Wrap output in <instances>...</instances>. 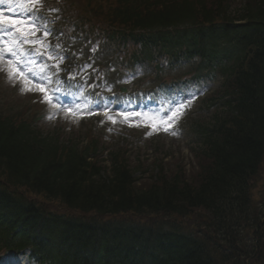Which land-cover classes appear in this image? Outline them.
<instances>
[{
  "label": "trees",
  "instance_id": "16d2710c",
  "mask_svg": "<svg viewBox=\"0 0 264 264\" xmlns=\"http://www.w3.org/2000/svg\"><path fill=\"white\" fill-rule=\"evenodd\" d=\"M121 1L130 9L118 15L131 31L187 24L184 33L191 40L199 27L210 26L212 53L201 51L208 60L217 57L216 44L228 51L235 44L230 30L244 40L243 60L227 69V79L206 101L208 108L222 109L213 113L212 126L197 148L192 179L185 180L180 166L168 172L161 162L143 168L121 149L104 164L97 139L86 138V147L78 149V142H62L56 134L38 138L25 123L0 116V170L10 169L18 178L14 186L42 200L29 209L17 205L4 210L0 242L16 249L29 245L35 254L63 245L60 255L72 251L71 264H140L155 258L156 251L160 257L163 248L166 264H174L168 258L175 264H264V209L252 206L249 195L264 158V0H244L237 10L233 0ZM136 1L142 5H132ZM236 20L249 22L232 27L223 22ZM209 65L201 63L198 70ZM65 212L110 222H85L67 218ZM195 212L201 227L191 240L173 241L157 231L165 219L174 227L173 222L189 220ZM121 215L131 221L113 222L111 217ZM245 223L257 230L251 247L243 236ZM216 236L223 240L219 253Z\"/></svg>",
  "mask_w": 264,
  "mask_h": 264
},
{
  "label": "rangeland",
  "instance_id": "374dc122",
  "mask_svg": "<svg viewBox=\"0 0 264 264\" xmlns=\"http://www.w3.org/2000/svg\"><path fill=\"white\" fill-rule=\"evenodd\" d=\"M32 2L33 4L39 5L40 0H3V2L0 3V11L3 9L7 10L11 13V17L8 18L23 20L25 23V20H27L26 18H33L34 16L32 15V8L29 7L26 9L23 5L25 3H31L32 5ZM39 7L42 9L40 5ZM39 19H41V17H39ZM26 27L30 28L31 26L27 23ZM34 32H36V30ZM13 35L14 38H17V41L23 38H26L27 40L29 39V36H18V33H13ZM30 38L32 39L34 46H37L38 49H49V45L44 47L42 42L35 40L31 36ZM27 44L28 43H18L17 47L19 50H21L26 48ZM57 53L58 52L50 53L40 60L43 63H49V56ZM56 56H58V54ZM23 57H25V55ZM70 57L72 58L71 55ZM88 60V56L82 55L74 56L71 60H67L66 62L69 64L70 69H75L77 74L80 73V75H82L86 73L88 71V67L93 64V62L87 63ZM8 62L9 59L7 56L4 60H0V110L3 113L14 114L23 107L29 106L36 108L39 107L40 101L42 106L41 108H38V111L42 119L38 125L41 131L48 132L51 131V128H53L62 137H67L70 132H73L75 135H78V139L85 137L86 133L96 134L102 137V142L108 141L107 143L110 142L109 139H116L117 137L126 136L127 138H131L130 142L133 146L131 149L133 151V156L129 159L130 162L133 163V158L138 155L139 161H141L143 168H148V170L150 166L152 167L153 164L158 162L163 164L166 172L169 171L168 169L176 170L175 168L180 166L182 167V171L185 172V180L192 179L195 171L193 168L195 167L196 163L192 156L187 152V149H185V147L177 146V142L175 139H173L174 135L172 133L166 132L164 130L163 124L157 122L158 124L156 128L152 131H149L147 128H145L146 119L149 117L155 119L154 116H141L138 122H132L130 119L125 120L123 115H118V117H114L116 120L115 124L104 118L105 120L98 123L90 120L86 122L85 125H80V120L83 118V114H71L72 112H70V107L68 109H59L60 111L54 110V112L47 113V107L49 104L45 98L41 96H44V94L37 90L40 85H37L36 82L27 83L23 78H20L14 71L13 66ZM166 62L167 61L163 60L161 62L163 71L159 73L158 80L170 78V75L173 74L166 66ZM24 64L27 65L29 63L24 62ZM142 71H144L143 75H153V70L151 67H145L142 69ZM34 74L38 76L41 74V65H38ZM95 74L96 73H93V75L88 76L86 78V82L92 81ZM150 80L151 79H149V81ZM24 89H31V91H25ZM51 91H53L52 86ZM43 107H46L45 110ZM97 116L98 112H96L91 117L96 118ZM130 124L134 126H129ZM129 127H131V129ZM133 127H138L141 129L143 133V139L139 138L137 133L131 131ZM184 136L185 134L183 137ZM157 145H159V147ZM136 148L139 149L138 152L135 150ZM164 150L168 152V155L165 156V154H163ZM162 157L164 158L161 159ZM251 192L253 200L260 204V206H264V168L261 170L260 175L252 180Z\"/></svg>",
  "mask_w": 264,
  "mask_h": 264
},
{
  "label": "snow or ice",
  "instance_id": "6c2138e0",
  "mask_svg": "<svg viewBox=\"0 0 264 264\" xmlns=\"http://www.w3.org/2000/svg\"><path fill=\"white\" fill-rule=\"evenodd\" d=\"M3 0H0V3H2ZM28 24L35 29L36 31H43L45 35H49L50 32L49 30L44 27L41 28L40 24L38 23L39 18L38 17H33V18H26ZM24 24L23 20H16V19H11L8 17H5L4 14L2 12H0V25H3V28H0V33H4L6 35L11 36V33L6 32V29L11 27L14 28L16 30V32H20L21 36L23 37V32L21 30V28L17 27V25H22ZM30 34H34L30 33ZM0 42H3L2 40H0ZM29 41L26 38H23L19 41V43H28ZM17 41L15 39H13L10 43H4L3 47H0V60H4L5 57H9V63H16L17 65L20 62L21 57H23L24 53L22 51H20L17 47ZM39 54V53H37ZM65 57H60L59 59H64ZM49 59H53L52 56H49ZM56 67L58 68V65H56ZM21 75H23V73H20ZM25 91H31V89H24ZM37 90L41 93L44 94L45 100L48 102H51L53 100V97L49 95V93L45 90L44 87H38ZM56 102L60 103L59 97H56ZM53 106L55 107V104H53ZM186 107L183 103H181L179 105V107L177 108L176 112H173L171 116L168 117V120H173L175 117H177L178 115H181L182 113L180 112V109ZM73 115H75L76 113H71ZM121 115L124 116V119L127 120L129 117V114L127 112H123V113H119ZM82 115V114H81ZM132 115H135V113H133ZM108 120H110L113 124L116 123L115 118H113L112 116H108L107 117ZM129 126H134V125H129ZM172 127V124H169L168 127L165 128V131L167 132L169 130V128ZM173 135H176L175 132L172 133Z\"/></svg>",
  "mask_w": 264,
  "mask_h": 264
}]
</instances>
